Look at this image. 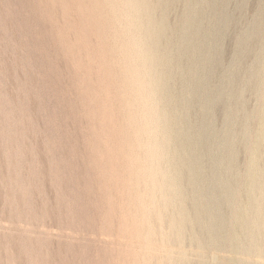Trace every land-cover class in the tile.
<instances>
[{
	"label": "bare ground",
	"instance_id": "6f19581e",
	"mask_svg": "<svg viewBox=\"0 0 264 264\" xmlns=\"http://www.w3.org/2000/svg\"><path fill=\"white\" fill-rule=\"evenodd\" d=\"M42 1L80 88L106 206L117 209L115 228L128 238L110 249L109 264H256L210 249L264 258L262 9L223 69L226 32L237 22L230 0H181L176 22L169 14L178 0ZM247 90L257 98L252 109Z\"/></svg>",
	"mask_w": 264,
	"mask_h": 264
},
{
	"label": "rangeland",
	"instance_id": "374dc122",
	"mask_svg": "<svg viewBox=\"0 0 264 264\" xmlns=\"http://www.w3.org/2000/svg\"><path fill=\"white\" fill-rule=\"evenodd\" d=\"M39 1L0 0V264H109L113 260L108 257L111 250L127 243L128 238L115 228L117 206L113 203L114 213L107 207L110 201L105 200L100 185L97 153L89 146V118L83 110L75 72L40 7L44 2ZM240 1L230 0L227 5L237 22L226 32L223 69L233 64L239 33L261 9L264 35V0H245L241 8ZM184 6L181 0L175 2L169 14L171 22L179 19ZM254 60V54L248 55L245 66ZM245 97L248 109L256 106L252 90H247ZM230 104L228 101L226 107ZM220 110L217 122L222 124L224 110ZM239 149L238 164L243 169L248 155L241 145ZM107 215L111 223L116 222L112 226ZM185 244L188 253L194 255L190 253V257L196 258L197 250L190 240ZM213 250L209 255L216 254L226 261L264 263L263 256L256 253L245 256L229 249Z\"/></svg>",
	"mask_w": 264,
	"mask_h": 264
}]
</instances>
